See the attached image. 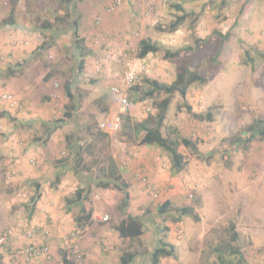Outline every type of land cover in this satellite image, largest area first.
<instances>
[{"label": "rangeland", "instance_id": "rangeland-1", "mask_svg": "<svg viewBox=\"0 0 264 264\" xmlns=\"http://www.w3.org/2000/svg\"><path fill=\"white\" fill-rule=\"evenodd\" d=\"M179 4L190 13L186 22L175 33L160 30L181 14L175 7ZM66 6L69 25L56 24ZM5 22L34 30L32 45L39 46L35 56L26 55L28 65L20 72L12 74L6 64L0 66V238L8 230L15 238L0 245V264H62L61 252L76 264H122L125 253L136 254L131 264H152L159 227L177 255L162 258L161 264H217V256L208 258L205 252L208 242L216 243L232 223L245 261L264 264V141L254 140L247 151H237L230 143L254 120L264 119V0H0V25ZM45 22L52 28L41 32ZM75 32L84 40L85 56ZM9 33L0 28L4 56L14 51L7 43ZM143 39L156 41L159 52L139 58ZM168 49L183 50L178 61L165 60ZM178 64L198 71L207 82L194 84L186 99L178 94L171 98L162 135L190 138L199 149L196 156L179 145L188 164L173 174L168 152L138 144V125L149 116L156 118L167 97L157 94L141 101L151 88L145 80L171 84ZM130 70L138 74L141 91L125 87ZM65 83L73 98L66 95ZM113 89L128 96L126 110ZM5 94L12 95L21 110L3 99ZM186 105L194 113L212 112L214 121L196 120ZM66 112H73V118L64 119ZM60 119L65 122H57ZM107 119L120 120L116 132L102 131L100 124ZM89 144L83 171L76 174L74 148ZM229 153L231 158L225 159ZM108 154L130 184L126 212L120 208L122 192L98 185ZM143 177L157 197L147 191ZM38 181L42 197L33 204ZM79 190L86 196L83 212L79 205L69 209L66 201L75 199ZM166 201L171 206L160 214L157 208ZM186 207H195L200 221L183 216L180 210ZM88 213L91 219L79 225L77 219ZM127 215L141 219L144 235L121 240L117 232L113 242L115 227ZM41 217L50 226L54 219L64 225L57 235L49 230L50 254L33 262H13L9 249L26 245V231L38 228L35 221ZM77 230L82 235L75 255L64 237Z\"/></svg>", "mask_w": 264, "mask_h": 264}, {"label": "trees", "instance_id": "trees-1", "mask_svg": "<svg viewBox=\"0 0 264 264\" xmlns=\"http://www.w3.org/2000/svg\"><path fill=\"white\" fill-rule=\"evenodd\" d=\"M63 1V0H60ZM66 3H71L73 0H65ZM177 11L181 14H175V18L166 25H162L159 27L160 30L170 33H175L179 30V28L186 22L188 17L190 16V13L187 12L181 4L175 5ZM13 11L14 7L10 13L9 21L13 23ZM60 13L63 16H58L55 19V23H61L65 25H69V21L71 18V11L68 6L66 8L61 9ZM75 26L78 25V22H74ZM0 28H4L6 26L13 27L14 25L9 24V22H5V24L0 25ZM164 27V28H163ZM168 27V28H167ZM52 28V24H48L45 22L42 25L41 32H45L46 30ZM78 32H75L76 37V45L79 49V52L81 56H85L84 52V45L81 38L78 37ZM45 45V44H44ZM15 48V47H12ZM11 48V49H12ZM160 50L158 44L156 41H153L152 39H143L139 43V58H146L150 54H156ZM186 51L191 50L190 48L185 49ZM183 50H165L164 58L167 61H178L181 53ZM12 54V53H11ZM13 58L6 59L3 61H0L1 63H4L7 65V70L14 74L15 72H20L23 68H25L27 65V58L26 55L24 56H15L11 55ZM9 56V55H8ZM23 59L22 62L19 61V59ZM253 66L255 63V60L253 58L248 59ZM28 64V63H27ZM148 85H150V89L145 93L144 97L141 99V101H144L145 99H150L156 96L157 94H162L167 96L158 106V114L156 118L154 116H149L147 120L142 122L139 126V128H142L141 130H138V135L140 137L138 144L142 146L152 147V146H158L161 149L165 150L169 153L171 157V163H172V173L178 174L183 172L186 169V166L188 164V160L186 157L178 151V146L183 145L187 149L191 150L196 156L199 155V149L197 146V143L194 142L190 138L185 137H179L178 140L176 139H169L167 137H164L161 133V126L162 123L166 117V113L169 109L171 98L178 94L183 99H186L189 89L196 83L205 84L207 80L198 72L195 70H190L185 65H177V73L175 76L174 81L171 84H162L159 83L156 80H145ZM66 86V95L69 98H72V94H70V85L68 83H65ZM134 90H142V87L140 86V83H137L132 87ZM134 102H137L134 100ZM12 106V105H11ZM13 108L21 110L20 106L13 105ZM74 109V108H73ZM186 110L196 119L199 121H208L213 122L214 117L212 112H208L206 114H198L194 113L191 106L186 105ZM64 119H72L73 118V112H66L64 114ZM155 119L157 120L156 126L152 129H149L148 126L153 124ZM57 122L64 123L65 120L60 119L57 120ZM142 134H141V133ZM104 136H107L108 134H101ZM68 141H70V137L67 138ZM254 140H262L264 141V119H256L254 120L245 130H243L239 135H235L233 138L230 139V143L232 146H234L235 150H239L242 148L244 151H247L249 149L250 143H252ZM91 144L87 145V147L79 146L78 149H75V155L77 156L76 161V168L75 173L79 174V171L82 172V166L81 164L84 162V152L88 153V149L90 150ZM69 149L72 147L71 145H68ZM72 150V148H71ZM73 151V150H72ZM232 156V153L226 154L224 157L225 159H230ZM61 162L60 160L57 161ZM102 162L104 163L103 166V179L98 184L100 187H103L104 189H116L119 190L124 194V197L122 199V202L120 204V208L123 212H126L127 208L129 207V201H130V184L124 179L121 167L118 165L116 160L113 156L108 154L105 158H103ZM85 167V166H84ZM88 171L90 170V167L87 166ZM57 180L60 181V177H57ZM35 189L36 194L34 198L32 199L33 204L37 203L41 197V183L40 181L35 183ZM75 199H67V204L69 206L72 205H79L81 207V211H84V208L82 206V201L85 199V192L84 190H79L76 193ZM171 206L170 201L164 202V204L158 206L157 211L160 214H164L168 212V208ZM34 209V205L31 207V211ZM181 214L183 216H188L196 221H200V217L197 214L195 207H186L180 210ZM92 213H88L85 218L82 216L77 219V222L79 225L83 224V221H89L91 219ZM36 227L29 228V230L26 231V234L24 235L27 237V232L29 231H38L36 230ZM115 230L119 234V238L123 240H135L144 235V225L141 221V219L134 217L132 215H127L125 219H123L118 226L115 227ZM9 231V230H8ZM12 231V230H11ZM7 232V231H6ZM157 232L159 236L161 237L159 239V246L154 250V252L151 255L152 264H161V259L164 257H174L176 258L177 255L175 253V247L172 244H169L165 242L163 239L168 234L164 233V228H157ZM37 237V234H35L32 238H27L28 242L30 244H26V246L29 245H36L34 243L35 239ZM168 237V236H167ZM15 238L13 235H8L7 240L13 241ZM239 239V233L236 230V226L234 223L231 224L230 228L226 231V234L222 237H219L216 243L213 241H209V245L207 250L205 251L208 258L212 257L213 255H216L217 257V264H248L245 259L243 258L242 254L239 252L236 242ZM5 245V244H4ZM41 245V244H38ZM11 248V246H10ZM10 250V249H9ZM62 255V264H76L74 261L69 259L66 252H61ZM239 255V256H237ZM136 254L134 253H125L121 257V263L122 264H131L132 261L135 259ZM230 257H233V261H228L225 259H228ZM236 258V260H235Z\"/></svg>", "mask_w": 264, "mask_h": 264}, {"label": "built area", "instance_id": "built-area-1", "mask_svg": "<svg viewBox=\"0 0 264 264\" xmlns=\"http://www.w3.org/2000/svg\"><path fill=\"white\" fill-rule=\"evenodd\" d=\"M118 4V2H116ZM28 42H24V45H28ZM12 47H17L18 46V42L16 40L12 41ZM13 58L12 56H4L2 54H0V61L6 60V59H11ZM20 62L23 61V59H19ZM139 81V77L138 74L134 71V70H130L129 72L126 73L125 78H124V83H125V87L127 89H131L134 85L137 84V82ZM113 92L115 94L121 95V104L124 107V109H127L128 106V96H125L123 93L120 92V90L118 89H113ZM3 99L7 100L8 102L11 103V105H17V102L14 100V97L10 94H5L2 96ZM120 127V120L116 119V120H104L103 122H101L100 124V128L102 129V131H105L109 134H112L114 132H116ZM142 181L144 183V185L147 187V191L154 197H157V194L155 192V189L153 188V186L151 185V183L148 181L147 178L143 177ZM108 218H105V221ZM37 232L36 231H29L27 232V238H32ZM12 235V231H8L7 233H5L1 238H0V245L4 244L7 241L8 235ZM81 231L77 230L67 236L64 237V242L65 245H67L68 247L73 248V254H77L78 253V245H79V239L81 238ZM50 252V247L48 244L45 245H41V246H37V245H29L26 247H19L16 249H13L11 251V255L14 258V260L18 261L19 259H22L25 262H33L35 260H37L38 258H40L41 256H46L48 255ZM80 258V256H79Z\"/></svg>", "mask_w": 264, "mask_h": 264}, {"label": "crops", "instance_id": "crops-1", "mask_svg": "<svg viewBox=\"0 0 264 264\" xmlns=\"http://www.w3.org/2000/svg\"><path fill=\"white\" fill-rule=\"evenodd\" d=\"M4 28L7 29V31H10L7 43L12 44L13 40H16L18 42V46L15 47V48H12V49H14V51L12 52L13 55H15V56H24V55H29L30 54L31 56L32 55L35 56L36 47L39 46V45H36V44L32 45V43H34V42H32V40H31V35L34 34V30L32 31V30H29V29H26V28H20L18 26H13V27L6 26ZM14 32H19V34H20L19 38L17 37V35H19V34H15ZM39 33H38V36L40 35ZM36 39H37V41H39L38 38H36ZM24 42H28L29 44L28 45H24ZM33 47H35V48H33ZM15 53H17V54H15ZM27 61H29V60L27 59ZM22 82L24 84H28L29 83V82H27L26 79L22 80ZM70 94H72L71 90H70ZM72 98H73V96H72ZM64 184H66V182ZM35 222H36V225H39V226H37L38 227L37 228L38 229V234H37V237H36V239L34 241V243H36V244L49 243V245H50V241L48 240L49 242H47L48 236H53V234L57 235L58 233H56V231H58L59 228H62L64 226V225H62L63 222L61 224L60 222H58V220H55V219L51 221L53 225L50 226V224L48 225L45 221L43 222V218L42 217L38 218ZM49 230L53 234L52 233L49 234ZM43 232H47L48 234L45 235ZM113 237H115V239H113V242L114 241L117 242L116 241L118 239L117 238L118 237L117 236V231L114 232ZM52 245H53V243H52ZM112 246H113V244H112ZM120 261H121V258H120Z\"/></svg>", "mask_w": 264, "mask_h": 264}, {"label": "clouds", "instance_id": "clouds-1", "mask_svg": "<svg viewBox=\"0 0 264 264\" xmlns=\"http://www.w3.org/2000/svg\"><path fill=\"white\" fill-rule=\"evenodd\" d=\"M37 231H38V229H36ZM45 235H47L48 233L47 232H43ZM36 234H38V233H36ZM119 235V234H118ZM5 244V243H4ZM4 244H2V245H4ZM26 244H30V243H26ZM36 244V243H35ZM46 244H48L49 245V243H46ZM37 246H41V245H45V244H41V245H38V244H36ZM19 247H26V245H24V246H18V247H16V248H19ZM49 247H50V245H49ZM15 248V249H16ZM11 251H12V248L10 249V252H9V254H10V258H11V260L13 261V262H17L16 260H14V258L12 257V255H11ZM49 254H50V252H49ZM42 257V256H41ZM40 257V258H41ZM39 259V258H38ZM23 261V260H22ZM25 262V261H24Z\"/></svg>", "mask_w": 264, "mask_h": 264}]
</instances>
